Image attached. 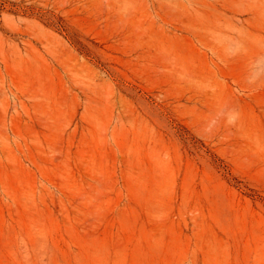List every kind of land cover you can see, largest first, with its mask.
<instances>
[{
  "label": "rangeland",
  "instance_id": "rangeland-1",
  "mask_svg": "<svg viewBox=\"0 0 264 264\" xmlns=\"http://www.w3.org/2000/svg\"><path fill=\"white\" fill-rule=\"evenodd\" d=\"M0 264H264V0H0Z\"/></svg>",
  "mask_w": 264,
  "mask_h": 264
}]
</instances>
